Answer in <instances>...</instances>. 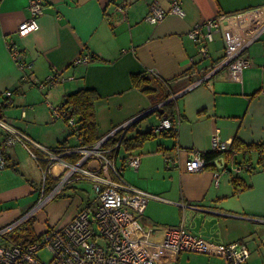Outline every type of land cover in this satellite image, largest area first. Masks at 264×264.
<instances>
[{
  "label": "crops",
  "instance_id": "1",
  "mask_svg": "<svg viewBox=\"0 0 264 264\" xmlns=\"http://www.w3.org/2000/svg\"><path fill=\"white\" fill-rule=\"evenodd\" d=\"M180 2L183 17L167 14L161 22L151 24L146 21L151 4L157 3L168 13L170 0H44L39 29L19 38L16 32L29 18V0H0V97L4 98L5 91H14L9 107L28 104L27 95H18H38L32 84L55 74L66 79L45 89L38 108L53 127L49 140L30 126L37 118L35 109L32 113L23 108L24 117L23 109L19 116L0 117L33 142L53 150L63 141V147L79 144L69 125L51 116V107L64 102L69 93L79 89L98 93L94 119L99 137L138 118L129 130L114 133L110 144L124 134L133 137L138 131L152 129L165 116L160 111L170 102L174 136L155 133L156 137L138 150L126 152L119 147L116 151L115 163L123 179L155 196L148 201L141 221L160 228L183 223L187 232L225 244L245 242L252 233H263L264 246V149L236 150L238 154L227 161L225 170L221 158L229 156L225 153L200 172L185 170L193 152L211 151L214 132L221 141L264 144V0ZM121 4L126 6L125 14L116 9ZM211 19L218 23V29L212 41L206 43L207 57L203 59L200 45L187 34ZM10 41L23 52L24 70L10 55ZM241 49L251 65L243 70L241 82H235L228 78L226 70L216 69ZM82 57L90 61L75 66L73 62ZM135 74L154 78L156 92L147 94L135 88L131 80ZM24 75L29 78L27 82L23 81ZM167 95L170 97L164 100ZM110 144L107 147L113 146ZM4 154L7 167L0 172V213L4 203L38 190L22 173L10 171V167L16 168L17 161L6 149ZM133 156L140 158L137 169L126 165ZM34 161L40 169L44 166ZM237 162L250 167L235 172ZM54 172L55 176L60 173ZM234 179L247 188L234 194ZM78 185L69 190H78ZM84 200L73 195L52 201L45 208L53 220L50 224L69 221L83 207ZM160 235L155 234L153 241H158ZM169 257L178 259L164 252L159 264H167Z\"/></svg>",
  "mask_w": 264,
  "mask_h": 264
},
{
  "label": "built area",
  "instance_id": "2",
  "mask_svg": "<svg viewBox=\"0 0 264 264\" xmlns=\"http://www.w3.org/2000/svg\"><path fill=\"white\" fill-rule=\"evenodd\" d=\"M170 9L166 13L157 3H152L146 21L151 24L161 22L167 14L179 17L184 16L180 0H170ZM44 0H29V18L19 26L16 34L24 38L39 29L38 19L43 13ZM116 9L125 14L126 6L121 4ZM218 23L211 19L203 24L191 28L188 37L200 45L199 54L207 57L206 43L213 39ZM9 52L21 70L25 69L23 52L13 41L8 44ZM238 51L234 56L222 62L218 70H226L231 81L241 82L242 72L251 65ZM90 61L88 57L75 60L74 65L85 64ZM29 79L24 75L23 80ZM72 78H67L71 80ZM66 81L60 74H55L34 86L47 89ZM4 100L0 105H7L12 101V92H4ZM21 116H25V109ZM53 120H62L69 116V111L60 106L51 107ZM68 124L77 130L73 118ZM132 122V121H131ZM131 122H126L116 128L113 133L101 138L91 146L77 145L75 147H61L58 149H45L33 142L21 131L13 128L9 122L0 117V171L6 169L7 161L3 147L22 145L28 150L30 156L38 163L43 162L41 168L43 178L40 186L39 203L30 212L18 221L0 228V264H159L162 254L170 252L177 258L182 252H198L223 258L226 264H246L250 253L243 242L217 243L207 241L186 231L184 224L171 227H158L145 225L141 221L142 214L148 201L154 195L130 186L122 177L121 169L116 166L112 153L119 147L116 142L107 147L106 141L117 132L125 131ZM167 117L152 129L155 133L172 129L174 126ZM82 143V141H81ZM231 142L221 141L217 132L211 138V151L220 155L229 152ZM32 147L34 151L29 150ZM31 149V148H30ZM40 151V152H39ZM236 152L221 156L222 168H227V161L234 160ZM78 157L76 161L71 158ZM140 163L138 156L126 160V165L137 169ZM60 166L58 176L54 175V167ZM206 161L202 152H193L185 163V170L197 173L205 169ZM246 164H236L235 172L247 169ZM218 177V174H215ZM57 179L55 186L47 193L46 179ZM85 181L90 183L94 192L92 199L82 201L83 207L63 224H48L36 240H16L10 237L19 224L30 218L39 208L45 209L52 201L57 200L60 191L70 187L72 182ZM217 182V181H216ZM60 199V198H59ZM184 206V204H182ZM95 207V209H94ZM160 229V230H159ZM161 234L158 241H153L155 234ZM42 254L49 256L43 260Z\"/></svg>",
  "mask_w": 264,
  "mask_h": 264
},
{
  "label": "rangeland",
  "instance_id": "3",
  "mask_svg": "<svg viewBox=\"0 0 264 264\" xmlns=\"http://www.w3.org/2000/svg\"><path fill=\"white\" fill-rule=\"evenodd\" d=\"M78 59V58H77ZM76 59V60H77ZM75 62V61H74ZM73 62V64H74ZM43 82V81H42ZM32 86V85H31ZM37 93H24L19 94L18 97L24 98L27 95L28 104L21 102L20 105H17L15 107H5L0 109V116H8V117H16L19 116L20 111L23 108H26L29 112L33 109L37 110V118L33 119L30 123V126L35 128L36 131H38L42 136L45 135L46 140H49L50 131L52 130L51 123L46 122V118L42 115V110L38 109L39 106L42 105L46 90L45 89H39L38 87H35ZM41 90V91H40ZM1 98V97H0ZM39 98H42V101H40ZM0 103H3V99H0ZM59 106V105H58ZM42 117H41V116ZM61 124V122L59 121ZM1 141V140H0ZM29 148V147H28ZM31 148V149H30ZM29 150L34 149L30 147ZM5 149L13 155L15 160L17 161L16 168L13 169V167H10V171H12L14 174H19L25 177L24 179L28 181V183H35L36 185V192L34 193H28L27 195L23 194L21 197H15L11 199L10 201L4 203L2 205V211L0 213V228L6 227L25 215H27L32 208L36 206V204L39 203V195H40V186L39 184L42 181L43 174L40 169V167L36 164L34 159L30 156V153L26 148H24L22 145H13L12 147H3V150L5 152ZM60 167V166H59ZM56 167L54 171H60V168ZM13 169V170H11ZM0 172H3L0 171ZM33 181V182H32ZM81 182V183H80ZM80 182H72L70 183V187L72 185L80 186L78 190H74L73 192L69 190V188H66L67 190H61L60 194L61 197H71L73 195H78L82 200L89 198L92 199L94 196V192L92 191L90 185L88 182L80 181ZM39 183V184H36ZM95 209V207H94ZM31 219V220H30ZM26 222H22L19 224L13 231H10V237L16 239V240H24V239H30L34 236H39L44 232L47 228V225L53 222L51 219V214L48 213L46 209L39 208ZM263 233L258 234L257 232L252 233L250 236L246 237V241L243 242L246 244V246L249 249V259L246 264H264V246L261 242V236ZM43 260H48L49 256L47 254H42ZM167 264H226L225 260L219 256L209 255L205 253H198V252H182L178 259L176 260L175 257H169Z\"/></svg>",
  "mask_w": 264,
  "mask_h": 264
},
{
  "label": "trees",
  "instance_id": "4",
  "mask_svg": "<svg viewBox=\"0 0 264 264\" xmlns=\"http://www.w3.org/2000/svg\"><path fill=\"white\" fill-rule=\"evenodd\" d=\"M153 79L151 76L145 75V74H135L132 75V84L135 88L139 89L140 91L147 93V94H153L156 92V88H154L152 82ZM24 81V80H23ZM26 82L28 81L25 80ZM24 81V82H25ZM155 82V81H154ZM34 85V84H32ZM18 89V88H17ZM12 93H14V91H11ZM170 96H164V100L169 98ZM99 100V95L98 93L93 90V89H79L75 92L69 93L65 96V100L64 102H62L59 106L66 110H69V116L63 118L62 120L65 121L68 124V119L69 118H73L74 119V123L77 126V130H74L69 124V127L71 128V135L72 136H76L79 144L82 145H87V146H91L93 144H95L96 142H98L102 137L97 136L96 133V123H95V105ZM3 101L4 98H3ZM13 101V99H12ZM12 101L7 104V105H3L2 108L8 107L10 105H12ZM64 104V105H63ZM63 105V107H62ZM168 109H172V103L168 102L167 104H165L163 106V113L161 114V116L163 117H167L169 118L172 122L173 121V117H172V112L168 111ZM66 110V111H68ZM160 116V115H159ZM138 121L133 122L132 124L129 125L128 130L134 126L135 124H137ZM159 135H171L174 136L175 135V128L173 127L172 129L166 130V131H162L159 132ZM156 137L155 132L153 131V129H150L146 132H137L135 134V136L133 137H126V134L122 135V137H120L118 139V143H119V147L123 148L124 151L126 152H132L135 150H138L142 147L143 143L153 139ZM110 140L108 139V141H106V145L110 144ZM82 141V143H81ZM65 141L61 142L58 148H63L62 145H64ZM112 145H114L115 143H111ZM110 144V145H111ZM118 147V149H119ZM57 148V149H58ZM264 149V144L261 145H256V146H249V145H244L242 143H240L237 139H234L233 143H231L230 146V150L228 153H226V155L232 153L233 151L236 152L238 154L239 151H243V150H253V149ZM118 149L113 151V155L114 157H116V151H118ZM238 152H237V151ZM219 155V153L217 152H213V151H208L204 154H202L203 158L206 161V167L209 166L208 162L214 160V158H216ZM6 157V156H5ZM78 159V157H73L71 158V161H76ZM238 164H242L240 162H237ZM250 167V166H249ZM57 183V179H51V178H47L46 179V186H47V193L50 192V190L55 186V184ZM241 183L240 181H238L237 179H234L232 184H233V193L234 194H238L239 192H241L242 190L247 188V185L243 184H239ZM69 189H73L70 187H66ZM65 188V190H67ZM74 190H76V188L74 187ZM60 196H57L56 199H59ZM30 218H28L26 220V222L29 220ZM31 220V219H30ZM37 236H34L32 238H30V240H36Z\"/></svg>",
  "mask_w": 264,
  "mask_h": 264
},
{
  "label": "water",
  "instance_id": "5",
  "mask_svg": "<svg viewBox=\"0 0 264 264\" xmlns=\"http://www.w3.org/2000/svg\"><path fill=\"white\" fill-rule=\"evenodd\" d=\"M154 110H156V109L154 108V109H152V110H151L150 112H148V113H151V112H153ZM160 112L162 113L163 110H161ZM146 115H147V114H146ZM137 119H138V118H137ZM137 119H136V120H137ZM136 120H135V121H136Z\"/></svg>",
  "mask_w": 264,
  "mask_h": 264
},
{
  "label": "bare ground",
  "instance_id": "6",
  "mask_svg": "<svg viewBox=\"0 0 264 264\" xmlns=\"http://www.w3.org/2000/svg\"><path fill=\"white\" fill-rule=\"evenodd\" d=\"M51 88V87H50ZM64 105V104H63ZM63 105H62V107H63ZM5 106V105H4ZM66 110H68V109H66ZM69 111V110H68Z\"/></svg>",
  "mask_w": 264,
  "mask_h": 264
}]
</instances>
